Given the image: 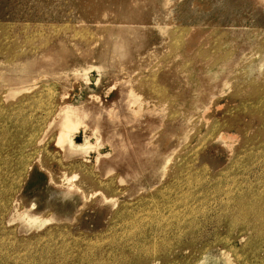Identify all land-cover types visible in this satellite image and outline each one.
<instances>
[{
  "label": "rangeland",
  "instance_id": "1",
  "mask_svg": "<svg viewBox=\"0 0 264 264\" xmlns=\"http://www.w3.org/2000/svg\"><path fill=\"white\" fill-rule=\"evenodd\" d=\"M257 195L264 0H0V264H264Z\"/></svg>",
  "mask_w": 264,
  "mask_h": 264
},
{
  "label": "bare ground",
  "instance_id": "2",
  "mask_svg": "<svg viewBox=\"0 0 264 264\" xmlns=\"http://www.w3.org/2000/svg\"><path fill=\"white\" fill-rule=\"evenodd\" d=\"M69 61H70V59L68 60V62ZM40 62H41V66L42 65L47 66V70L51 72L52 76H58L59 73L61 72L60 68L66 66L63 63V60L61 62L56 63L55 59L53 57H47V56L41 58ZM37 68H39V65L37 66ZM89 68H92L91 65ZM96 70L99 74V78L97 79V82H96V84H97L101 80V78H103L104 73L102 72V70L98 66L96 67ZM59 77L63 78L64 74L59 75ZM65 109L67 110V108H64V106H63L62 108H60V111L58 110V112L56 114L58 116L62 117L63 115H60V113L63 111L62 112V114H63ZM63 117H65V119H67L68 115L67 116L64 115ZM108 119H110V118L108 117ZM67 122H66V124H67ZM62 139H65V138H62ZM69 139L71 140L72 138L70 137ZM70 140H68V142L66 143V147L69 149L68 154L70 156H72L73 154L76 155V153H75L76 151L81 150L82 148H85V146H84L85 143L79 144L76 146V145H73V142ZM84 142H88V141H84ZM66 147H64V148H66ZM79 153L81 154V151ZM257 196L258 197L254 198V201L246 200V203H242L241 210L239 211L238 214L243 216L240 219H246V223H247L246 225H248L250 227V229H252L256 233V238L259 240H262V242H264V196H262V195H257ZM246 225H244V227Z\"/></svg>",
  "mask_w": 264,
  "mask_h": 264
}]
</instances>
